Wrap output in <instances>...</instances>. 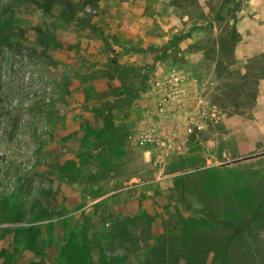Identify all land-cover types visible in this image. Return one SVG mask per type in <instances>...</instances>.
Returning <instances> with one entry per match:
<instances>
[{
  "label": "rangeland",
  "instance_id": "obj_1",
  "mask_svg": "<svg viewBox=\"0 0 264 264\" xmlns=\"http://www.w3.org/2000/svg\"><path fill=\"white\" fill-rule=\"evenodd\" d=\"M63 2L0 0V264H264V0Z\"/></svg>",
  "mask_w": 264,
  "mask_h": 264
},
{
  "label": "trees",
  "instance_id": "obj_2",
  "mask_svg": "<svg viewBox=\"0 0 264 264\" xmlns=\"http://www.w3.org/2000/svg\"><path fill=\"white\" fill-rule=\"evenodd\" d=\"M63 4H66V9L70 11L72 6L69 3L63 2V0H42V6L46 11L52 10L56 5L63 7ZM66 9L64 11H67ZM200 10L202 12L201 18H204L206 16V12H204L203 9ZM220 10L221 9H219L217 12L212 13V10L208 8L207 11L209 16L208 26H211L212 24L216 25V33H217L216 51L219 52V50H221V47L223 48L222 44L227 45V47L231 48L232 51L234 45L237 44L239 41L235 31V20H236L234 15L235 10L228 16L227 21H224V19L221 17L222 13L220 12ZM190 37H191L190 32H186L178 36L179 40L189 39Z\"/></svg>",
  "mask_w": 264,
  "mask_h": 264
},
{
  "label": "crops",
  "instance_id": "obj_3",
  "mask_svg": "<svg viewBox=\"0 0 264 264\" xmlns=\"http://www.w3.org/2000/svg\"><path fill=\"white\" fill-rule=\"evenodd\" d=\"M145 155H147V157L150 155V152H147L145 153ZM157 185V184H156ZM139 186V185H138ZM141 188V191H143V193L145 195H148L149 194V190H154V192L156 191V188L153 184H145V185H141L140 186ZM158 190V189H157Z\"/></svg>",
  "mask_w": 264,
  "mask_h": 264
}]
</instances>
